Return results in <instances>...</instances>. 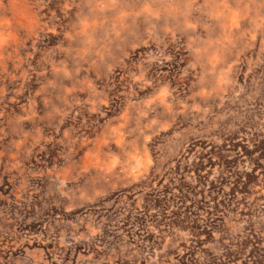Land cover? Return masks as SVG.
Listing matches in <instances>:
<instances>
[{
  "label": "rangeland",
  "instance_id": "1",
  "mask_svg": "<svg viewBox=\"0 0 264 264\" xmlns=\"http://www.w3.org/2000/svg\"><path fill=\"white\" fill-rule=\"evenodd\" d=\"M0 264H264V0H0Z\"/></svg>",
  "mask_w": 264,
  "mask_h": 264
},
{
  "label": "trees",
  "instance_id": "2",
  "mask_svg": "<svg viewBox=\"0 0 264 264\" xmlns=\"http://www.w3.org/2000/svg\"><path fill=\"white\" fill-rule=\"evenodd\" d=\"M223 147H226V146L223 145ZM239 147H240L239 143L236 144V145L234 146V149H233L234 153H236V154H241V153H242V152L238 151ZM241 148H242V149H247V148L249 149V148H250V144L247 143V144H245L244 146H242ZM255 151H256V148H253V149H251V151H247V150H245V153H250V154H252V153H254ZM231 154H232V152H231ZM228 155H229V153H226V158L229 157ZM227 164H229V163H227ZM255 173H256V169H253L250 173H248V174H249L248 176H250V177H252V178H255Z\"/></svg>",
  "mask_w": 264,
  "mask_h": 264
}]
</instances>
